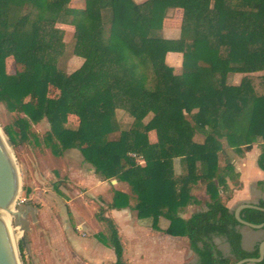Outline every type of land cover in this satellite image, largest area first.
Segmentation results:
<instances>
[{
	"label": "trees",
	"instance_id": "16d2710c",
	"mask_svg": "<svg viewBox=\"0 0 264 264\" xmlns=\"http://www.w3.org/2000/svg\"><path fill=\"white\" fill-rule=\"evenodd\" d=\"M71 2L0 0V101L25 115L24 125L47 121L56 154L77 150L104 181L127 184L130 193L113 188L106 208L131 209L156 230L166 219L164 232L186 237L197 264L259 257V244L243 248L242 225L227 202L242 188L231 153L257 145L264 171V75H254L264 71V0H86L82 8ZM177 8L180 34L167 39L164 20ZM58 24L74 27L72 54L83 58L71 73L60 66L67 45ZM169 52L182 54L181 74L167 63ZM8 57L22 73L6 71ZM235 74L242 75L239 84ZM119 109L133 119L127 129ZM69 114L78 118L76 129L66 127ZM197 185L209 197L206 210L183 218V208L200 203L192 193ZM256 205L261 209L245 208L240 217L264 223V200ZM106 208L96 214L107 230L100 239L114 250V264H126Z\"/></svg>",
	"mask_w": 264,
	"mask_h": 264
},
{
	"label": "rangeland",
	"instance_id": "374dc122",
	"mask_svg": "<svg viewBox=\"0 0 264 264\" xmlns=\"http://www.w3.org/2000/svg\"><path fill=\"white\" fill-rule=\"evenodd\" d=\"M85 1L72 0L71 5L82 8ZM169 18L173 27H180L176 10ZM57 26L64 31V41L67 45V52L62 57L60 66L67 73H71L83 63V58L72 54L75 29L68 24ZM166 61L174 65L176 74H181L182 67L179 61L175 62L174 58L168 57V53ZM23 69L24 67L16 64L12 57L6 59V71L9 74L22 73ZM254 75H264V71ZM241 78V74H235V84H239ZM58 94L59 90L50 86L49 95L57 97ZM28 100L35 102L33 96L28 97ZM23 118L26 119V116L10 110L0 101V127L6 135L8 130L13 139L12 142L7 135L12 143L13 154L21 176L19 196L26 200L20 207L15 205L18 216L11 219L12 228L18 235L16 251L20 263L81 264L77 247L72 239L83 241L85 238L92 237L97 230L103 229V225H96V230L92 231H89L87 227L95 224V213L99 211V207H103L101 201L105 198L95 190L90 191L96 195L95 197L86 193L90 187L84 185L82 180L86 165L79 151L70 150L63 155L56 154L46 139L50 129L47 121L37 124L29 122L28 125H24L20 122ZM117 118L123 129L129 128L133 121L125 111L120 109L117 111ZM150 118L151 116L146 121ZM77 125L78 118L69 114L66 127L76 129ZM149 140L151 142L157 140L155 130L149 132ZM197 140L201 141L202 138L197 137ZM236 159L237 155L231 153L233 163ZM106 185L108 192H111L109 187L128 189L125 183L119 181L115 183L106 181ZM21 237L26 238L22 252L20 251Z\"/></svg>",
	"mask_w": 264,
	"mask_h": 264
},
{
	"label": "crops",
	"instance_id": "0c3cea01",
	"mask_svg": "<svg viewBox=\"0 0 264 264\" xmlns=\"http://www.w3.org/2000/svg\"><path fill=\"white\" fill-rule=\"evenodd\" d=\"M135 1L141 3L146 0ZM175 10L177 11L181 25L183 10L181 8ZM173 11L174 10L169 13L163 29L164 37L167 39L178 38L180 34V27L175 28L170 23L172 21L169 17ZM168 57L174 58L175 62L179 61L182 65L181 53L169 52ZM169 65L172 67L174 66L172 64ZM259 154L260 149L256 145L250 152L243 155L237 154V159L234 160L236 170L240 173L242 188L240 190H235L232 198L227 202V206L232 211L241 204L247 203L256 205L260 200H264V171L258 165ZM84 164L86 167L83 169L82 180L84 185L90 187V189L86 190V193H89L92 197L96 196L94 193H90L92 190L102 194L103 196H100L105 199L101 201V206L106 208V204L110 203L112 199V190L115 187L112 189L109 187L111 192L106 191L108 188L106 181L94 172L92 166L86 163ZM116 181L117 180H115V182ZM228 185L230 188L233 187V184L230 181L228 182ZM127 188V190H121L117 187L115 189L130 193L128 185ZM192 193L200 203L190 204L183 208L181 213L183 218H188L195 212L206 210V202L209 201V197L205 192V188L199 185L194 186ZM131 204L132 206L135 204L134 200H132ZM96 214L97 213H95V217ZM106 216L111 217L118 227L120 239L124 248V259L126 264L198 263L199 257L191 249L190 243L186 237L171 236L164 232V229L168 226L166 219H159L158 226L160 230H156L152 227L150 219H138L136 212L131 209H107ZM96 225H103V229L94 232L92 237L85 238L83 241L72 239L73 244L77 247L76 249L78 250L80 262L81 264H114L116 262L114 250L100 239L101 235L107 236L105 225L95 219V224L87 227V229L89 231H92L93 229L96 230ZM240 231L242 234V246L247 251H252L257 244L260 245V243L264 241V229H252L247 226H242ZM216 242L224 254L228 256L230 248L226 241L218 238L216 239Z\"/></svg>",
	"mask_w": 264,
	"mask_h": 264
},
{
	"label": "water",
	"instance_id": "95a60500",
	"mask_svg": "<svg viewBox=\"0 0 264 264\" xmlns=\"http://www.w3.org/2000/svg\"><path fill=\"white\" fill-rule=\"evenodd\" d=\"M0 130V264H21L18 253L12 245L8 227L1 215V209L8 207L16 194L21 191V176L18 164L13 154L12 143L1 127ZM112 182H115V180ZM14 203H16V200ZM245 208L261 209L255 204H241L234 210V214L238 222L242 226H247L252 229H264V223L252 224L244 221L240 217L241 210ZM17 216L18 211H15L14 209L12 218ZM11 227H13L12 224ZM20 242L22 246H24L26 244V238L21 237ZM228 255H230V253H228ZM263 259L264 241L259 245V257L246 258L234 264H258Z\"/></svg>",
	"mask_w": 264,
	"mask_h": 264
},
{
	"label": "bare ground",
	"instance_id": "6f19581e",
	"mask_svg": "<svg viewBox=\"0 0 264 264\" xmlns=\"http://www.w3.org/2000/svg\"><path fill=\"white\" fill-rule=\"evenodd\" d=\"M19 193L20 192H18V194H16V196L14 197V199L12 200V202L10 203V205L8 207H6L5 209H1L2 219L4 220V222L6 223V225L8 227L9 235H10L12 245L14 246L15 251H16V241L18 239V235L15 234L13 228L11 227V219H12V215H13V212L15 209V205H14L15 203L14 202L18 198Z\"/></svg>",
	"mask_w": 264,
	"mask_h": 264
},
{
	"label": "built area",
	"instance_id": "2783aa9c",
	"mask_svg": "<svg viewBox=\"0 0 264 264\" xmlns=\"http://www.w3.org/2000/svg\"><path fill=\"white\" fill-rule=\"evenodd\" d=\"M140 163H143V161H141ZM25 198H23V197H21V196H19L17 199H16V203H15V205H17V206H21V205H23L24 203H25Z\"/></svg>",
	"mask_w": 264,
	"mask_h": 264
}]
</instances>
